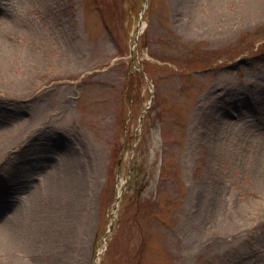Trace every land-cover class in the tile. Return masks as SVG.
Listing matches in <instances>:
<instances>
[{"label": "rangeland", "instance_id": "374dc122", "mask_svg": "<svg viewBox=\"0 0 264 264\" xmlns=\"http://www.w3.org/2000/svg\"><path fill=\"white\" fill-rule=\"evenodd\" d=\"M2 40L0 224L88 188L33 264H264V0H0Z\"/></svg>", "mask_w": 264, "mask_h": 264}, {"label": "bare ground", "instance_id": "6f19581e", "mask_svg": "<svg viewBox=\"0 0 264 264\" xmlns=\"http://www.w3.org/2000/svg\"><path fill=\"white\" fill-rule=\"evenodd\" d=\"M1 45L0 73L6 71L7 67H9V62L12 61L11 55L13 56L17 52H19L17 54L19 55L24 52L21 49L17 51L15 47L13 49L11 44H7L5 40H2ZM39 72H41L40 63L37 59H35L33 62H29L26 65V70L21 72V78L13 79L11 84L13 83L16 85H21L22 83L31 82L34 76H36ZM41 113H43V110ZM73 132L76 135L77 131L75 129H73ZM82 141L83 140L80 136L79 143ZM73 142L74 141H71V146ZM78 161H80V159L75 160V162ZM81 168L79 169V167L76 166L74 172L67 170L65 176L70 175V177L65 180V176L61 175L59 171L56 172V166L55 171L48 182L49 185L46 188L48 195L46 198L49 200V203L42 204V202L39 201V205L42 204V206H36L35 211L32 212L31 222L29 224H27V219L23 220L17 217L14 220H3V222L0 224V264H33L30 259L26 257L28 251L39 253V251L42 252L46 247L47 249L51 250L55 248L53 245H55L56 239H58V237L55 234V226L57 225V222H55L56 209L54 208L53 199H57L58 197L62 198L65 195H68V197L71 198V194L72 197L75 198L74 200L78 203L77 209L80 210L85 205V199L87 197L86 190H88V188L86 184L81 183V178H79L80 181L73 179L75 174L77 177L82 175ZM30 183L31 181H28L27 185ZM63 184L66 186V192L63 189ZM121 195L122 190L118 189L117 198L119 199ZM70 203V210L78 211L74 205L75 203H72V201ZM19 220L23 221L20 222ZM22 224L27 225L21 226ZM50 225L52 226V230ZM39 242L44 243L41 250L37 248ZM56 247L60 248V243Z\"/></svg>", "mask_w": 264, "mask_h": 264}]
</instances>
